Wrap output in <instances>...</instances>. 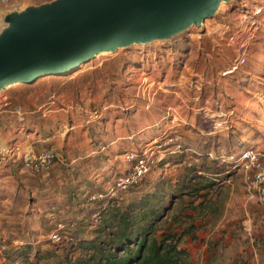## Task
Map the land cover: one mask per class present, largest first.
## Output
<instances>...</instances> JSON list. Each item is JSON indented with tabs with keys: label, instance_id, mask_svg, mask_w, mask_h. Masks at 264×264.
<instances>
[{
	"label": "rangeland",
	"instance_id": "rangeland-1",
	"mask_svg": "<svg viewBox=\"0 0 264 264\" xmlns=\"http://www.w3.org/2000/svg\"><path fill=\"white\" fill-rule=\"evenodd\" d=\"M48 1L51 0H0V26L8 12ZM241 3L248 6L245 12L238 9ZM257 7L261 10L254 14ZM235 26L247 39L244 52L226 43L225 38ZM238 55L245 61L232 69ZM171 82L172 86L165 85ZM179 88L180 93L176 94ZM192 96L206 104L205 108H199V113L214 112L217 116L220 111L219 119H227L229 124L223 134L231 132L229 140L234 143L237 140L234 146L239 150L247 146L257 148L264 165V0L222 2L215 16L207 18L200 28L192 26L169 40L99 53L67 74L39 77L30 84L16 83L0 91V174L9 175L0 180L3 183L0 196L4 198L0 200V245L5 243L8 247L4 248L9 249L15 239H21L18 230L30 229L28 241L40 246V253L45 248L54 252V256L49 255L37 264H52L59 258L58 254L70 255L75 236L81 233L92 236L78 221L86 216L96 222L93 212L101 206L98 200L104 194L117 198L123 204L120 206H125L135 195V187L115 190V181L128 163L124 152L116 156L109 152L120 147L127 151L144 146L136 143L166 132L178 134L186 147L198 149L201 134L193 127L197 107L189 102ZM46 108L51 111L43 113ZM172 115L187 123L180 127ZM35 124L49 127L50 142L58 160L48 170L38 173H32L29 166L18 161V169L8 168L9 174L6 167L12 164L13 157L20 156L23 161V155L30 149L27 145L40 149L29 134ZM117 137L122 139L114 142ZM155 137H150L147 144L155 142ZM16 145L19 152L11 153ZM211 158L215 159L211 161ZM225 158L218 152L215 156L191 153L185 158L186 164L199 165L204 174L220 172L219 177L211 175L219 182L213 186L217 191L213 208L220 215L215 217L207 211L198 215L196 239L184 236L180 244L198 255L204 253L201 246L206 244L210 257L200 263L189 252L190 264H240L242 261L226 260L229 253L224 250L226 244L264 248V205L246 188L240 166H230ZM183 167H160L156 163L139 185L145 187L146 180L160 175L171 176L175 183ZM225 168L229 176L221 174ZM80 176L84 187L72 203L54 215H44L46 212L40 204L51 201L47 198L56 199L55 195L62 200ZM179 182L182 183L180 196L173 200L175 206L158 233L169 229L182 232L188 221L180 216L183 224L177 221L170 225L171 215L193 214L189 202L202 200L199 191L193 192V187L199 184H190L182 177ZM42 215L48 218L42 220ZM55 228H59L58 241L49 237ZM243 253V258H250L252 251L246 249ZM1 255L0 246V264Z\"/></svg>",
	"mask_w": 264,
	"mask_h": 264
},
{
	"label": "water",
	"instance_id": "water-1",
	"mask_svg": "<svg viewBox=\"0 0 264 264\" xmlns=\"http://www.w3.org/2000/svg\"><path fill=\"white\" fill-rule=\"evenodd\" d=\"M235 0H51L8 12L0 26V91L60 76L101 52L169 40Z\"/></svg>",
	"mask_w": 264,
	"mask_h": 264
},
{
	"label": "trees",
	"instance_id": "trees-1",
	"mask_svg": "<svg viewBox=\"0 0 264 264\" xmlns=\"http://www.w3.org/2000/svg\"><path fill=\"white\" fill-rule=\"evenodd\" d=\"M161 134H157L156 137ZM236 142L237 140H235ZM235 143L234 141L229 142L233 159L226 163L237 167L234 156L248 146L239 150L237 145L234 146ZM183 158V152L171 154V156L165 155L157 163L159 166H163L167 161H170L171 164L181 165ZM182 165L184 170L179 174L175 183L171 181V176L160 175L154 180H146L145 187H141L142 185L139 184L145 177L142 178L139 184L135 186V195L130 197L125 206H120L123 204H119L114 196L104 194L98 200L101 206L94 212L96 222L93 223L86 216L78 221V225L84 230L85 228L89 229L87 232H90L92 236L87 237V234L84 233L75 236V241L71 246V254L64 256L58 254L59 258H56L52 264H190L187 248L180 246L181 239L184 236H189L192 240L196 239L197 225L195 220L198 215H202L206 211L215 217L220 215V212L213 208L216 201L214 192L217 193L213 186L218 181L216 182L217 179L211 176L215 173L204 174L199 165ZM222 173H225L226 176L230 174L228 168L222 170ZM216 175L219 177L220 172ZM226 176H223L224 181ZM180 177L190 184L193 182L200 185L193 187V192L199 191L201 194L198 197L202 200L189 202L188 206L192 207L193 214L181 212L171 215L172 222L170 225L177 221L179 224L182 223L179 221L180 216H184L188 221L183 226L182 232L169 229L168 232L158 233L160 227L166 222L167 214L175 206L173 200L180 196V184H182L179 182ZM83 186L78 183L76 186L70 187L68 196L62 202L47 198L51 201L47 204H40L42 210L46 213L55 214L61 208L66 209ZM182 194L184 193L182 192ZM72 196L74 197L72 198ZM41 218L44 219L43 216ZM40 223L42 224V222ZM19 233L21 235L20 243L9 249H2L3 264H37L42 259H47L49 255L54 256V252L49 248H45L44 253H40V246L31 244L26 233Z\"/></svg>",
	"mask_w": 264,
	"mask_h": 264
},
{
	"label": "built area",
	"instance_id": "built-area-1",
	"mask_svg": "<svg viewBox=\"0 0 264 264\" xmlns=\"http://www.w3.org/2000/svg\"><path fill=\"white\" fill-rule=\"evenodd\" d=\"M244 4L245 3H241L240 7H238V9L241 10L240 12H245L247 9L248 6L246 7ZM260 10L261 7L255 8L254 14H257ZM225 39L228 45L235 46L239 51L243 50L242 52H244L247 39L243 36L238 26L233 27V30L228 33ZM234 61L232 69H235L239 63H243L245 59L243 56L238 55ZM227 72L228 71L226 70L224 74ZM165 85L170 87L173 83H166ZM218 115L221 116L222 113L219 112ZM153 140L155 142H150L149 144L146 143L144 146L130 149L125 153L124 158L128 163V166L115 181V190L125 191L137 186L141 179L146 177L154 169L156 163L165 155L182 153L187 150L182 138L175 133H162L159 137H156ZM19 150V146L16 145L10 151L11 153H18ZM261 156V152L257 148L251 146L241 150L234 157L235 163L240 166L244 173L246 188L253 191L257 200L264 205V165L261 162ZM56 157L57 154L53 149L43 148L36 153L32 152L31 149H28L22 159L27 165L31 166L35 172H40L47 170ZM231 159H233V157H231ZM98 196L102 195L99 194ZM94 197L95 196H92V198ZM58 227L61 226L58 225ZM49 237L54 241H58L60 239L59 228L50 231Z\"/></svg>",
	"mask_w": 264,
	"mask_h": 264
},
{
	"label": "crops",
	"instance_id": "crops-1",
	"mask_svg": "<svg viewBox=\"0 0 264 264\" xmlns=\"http://www.w3.org/2000/svg\"><path fill=\"white\" fill-rule=\"evenodd\" d=\"M180 90L181 89L179 88L177 91H175V93L176 94L180 93ZM4 100H5V98H4ZM51 102L53 103V101H51ZM189 102L195 103V106L197 107V109H196L197 112L200 111L199 108H205V106H206V104L204 102L201 103L202 100L200 98H197L196 96H192L189 99ZM49 111H51L50 108H46V109H44V112L43 113L49 112ZM196 111H195V114H194V117H193V123H194L193 124V127H195L199 131V133L201 134V140H200V142L198 144L199 145L198 146V149H196V148H194L192 146L191 147L190 146L189 147L187 146V150L183 153L185 157L183 158L182 164H186L185 163L186 162L185 158L187 157L188 154H191V153L195 154L196 156L197 155L198 156H202V154L207 155V156H215L216 153L218 152V153L226 156V158L224 159L225 162H228L229 160H231V157L232 156H231V151H230V147H229V142H230V140H229L230 138L229 137H230L231 132H228L227 131L226 132V135L223 134L224 131H226L227 129H229V124H226L227 123V121H226L227 119H221L220 120L219 119L220 116H218V114H217V116L214 115V112L210 115V114H206L205 112H201V113L198 112V113H196ZM44 116H46V115H44ZM172 116L174 117L175 120H178L177 125H179L180 127H183L185 125V123H187V121L185 119L181 118L180 116H178V117H175V115H172ZM221 118H223V117H221ZM175 120H172L171 122H173ZM35 125H36L35 126V129H32L33 132H29V134H32V136H33L32 137L33 142L36 141L35 142V145H39L40 146V149H43V148H51L52 149V143L50 142V139L52 137V134H51V131H49V129H48L49 127L42 126L41 124L39 126H37V124H35ZM40 129H42V131H40ZM132 135H130V136H132ZM153 136L154 135H151V136H148V137L140 140L138 143H136V145L142 144V143H144V145H145L150 140V137H153ZM121 139H122V137H117V138L114 139V142H118ZM27 146H29V148L34 153H36L37 151L40 150V149L36 150L35 147L33 145H31V144L30 145H27ZM106 147H107V145H105V147H102V148H106ZM93 152H95V151L93 150ZM121 152H125V151L120 147L119 150L118 149H115V150H112L109 153L116 156V155L120 154ZM172 155H174V154H172ZM233 155H235V154H233ZM166 156H171V154L170 155H166ZM19 157H16V158L13 157L12 164H10L8 167H6V171H8L9 174H10V171L8 170V168L11 167L13 171H15V170L18 169V166H17V163H16L18 161L23 162V165H25V166H29L24 161L20 160ZM214 159L215 158H213V159L211 158V161H213ZM57 160H58V158H57ZM60 161L62 162V159H60ZM196 161H197V159H196ZM188 164H190V163L188 162ZM165 165H170L171 167H180V164H175V163H172L171 164L170 161H167L163 166H165ZM208 165H212V164H208ZM29 167H30V170H31L32 173H38V172H35L31 168V166H29ZM40 172H43V171H40ZM123 172L124 171H122V173ZM2 175L3 174H0V180L3 181V179L8 174L5 175V176H2ZM78 183L80 185H84L83 184V181H82V176L78 177V179L75 180V182L73 184H75V186H76ZM1 184H3V183L0 182V187H1ZM85 186H88V185H85ZM3 187L5 188V186H3ZM71 187H73V185H71ZM67 196H68V191L65 194V197H67ZM1 197L2 196H0V200L1 199H4V198H1ZM65 197H63L62 200H58L57 196L55 195L54 198H56V200L62 202ZM60 210H63V208H61ZM52 214L54 215V213H44V215H48V216H51ZM44 215H42V216L45 219H47L48 217L47 216H44ZM14 227L16 228L18 226L15 225ZM20 228L23 229L21 226H20ZM20 228L18 227V229H20ZM19 232H24V233H26L28 235L29 232H30V229H29V231L27 229H24L22 231L21 230H18V234H19ZM20 242H21L20 239H15L13 241V245H10V246L11 247L12 246H15V245H17ZM5 246L8 247L7 244L3 243V245H1V248L2 249H6V248H4ZM201 247H203L202 249H203L204 253H201L200 255L196 254L195 251L189 250L190 257L192 259H194L195 261H197V260L200 261V263L203 262V258H205L207 260L210 257L208 255V253H207V251H208L207 245L205 244V245H202ZM246 249L252 251V254L250 255V258H243L244 257L243 251L246 250ZM224 250H226V251L229 252L227 254V258H226V260H228V261H236L238 263H240L242 261L240 264H264V252H263L264 251V248L263 249H259V248H256L252 244H250L249 246H242L241 244H233V245L232 244H226V249L224 248Z\"/></svg>",
	"mask_w": 264,
	"mask_h": 264
},
{
	"label": "bare ground",
	"instance_id": "bare-ground-1",
	"mask_svg": "<svg viewBox=\"0 0 264 264\" xmlns=\"http://www.w3.org/2000/svg\"><path fill=\"white\" fill-rule=\"evenodd\" d=\"M220 4H221V3H220ZM219 7H220V5H219ZM219 7H218V8H219ZM135 45H145V44H135ZM101 53H105V52H101Z\"/></svg>",
	"mask_w": 264,
	"mask_h": 264
}]
</instances>
